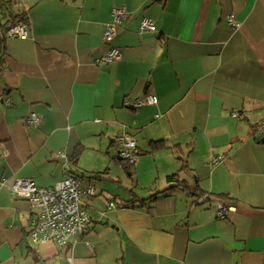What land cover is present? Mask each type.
<instances>
[{
  "label": "crops",
  "instance_id": "crops-1",
  "mask_svg": "<svg viewBox=\"0 0 264 264\" xmlns=\"http://www.w3.org/2000/svg\"><path fill=\"white\" fill-rule=\"evenodd\" d=\"M113 8L125 10L121 60L98 66ZM16 14L27 39L5 32ZM144 18L155 32L139 31ZM147 94L156 104L124 106ZM113 170L141 194L117 201L87 178ZM177 172L191 193L168 191ZM67 174L94 188L89 230L71 249L37 245L35 208L8 187ZM0 264H264V0H0Z\"/></svg>",
  "mask_w": 264,
  "mask_h": 264
},
{
  "label": "built area",
  "instance_id": "built-area-1",
  "mask_svg": "<svg viewBox=\"0 0 264 264\" xmlns=\"http://www.w3.org/2000/svg\"><path fill=\"white\" fill-rule=\"evenodd\" d=\"M18 1L12 0L13 4ZM124 16V9L113 8L111 10V21L106 25L103 33V42L108 48L102 56L95 60L98 66L121 60L120 50L113 47L111 43L117 36L118 27L121 25ZM227 22L231 28L236 29L238 27L232 15L227 18ZM139 31L155 32L156 28L151 20L144 18L140 22ZM6 34L9 38L27 39V26L22 22L11 24ZM156 102L154 96L147 94L143 98L136 99L131 104L125 103V105L137 109L141 106L156 104ZM40 122L41 118L35 113H31L26 119V123L32 127H38ZM117 141L121 145L118 156L129 167H134L140 153L135 141L127 134L119 136ZM221 161V158H216L213 163ZM8 189L14 196L25 199L35 208V215L31 220L29 230V236L35 244L52 241L61 248L68 245H72V248L74 244L83 239L89 230L91 219L85 211L84 197H92L94 188L92 186L82 187L77 177L67 174L63 180L49 188L37 187L31 179L18 178ZM109 206L111 207L112 204L110 203ZM230 210V207L218 204L216 215L218 218H222Z\"/></svg>",
  "mask_w": 264,
  "mask_h": 264
},
{
  "label": "trees",
  "instance_id": "trees-1",
  "mask_svg": "<svg viewBox=\"0 0 264 264\" xmlns=\"http://www.w3.org/2000/svg\"><path fill=\"white\" fill-rule=\"evenodd\" d=\"M11 3L13 4V2H12V0H11ZM25 15H23V14H16V15H14V16H11V22H10V24H8L7 23V25H6V27H5V32H7V29L9 28V26L11 25V24H14V23H17V22H22V23H26L25 22ZM124 106L126 107V108H128V109H131L129 106H126L125 104H124ZM151 151H159L160 149H164L166 146H165V144H164V142H162V141H159V142H152L151 144ZM78 153V152H77ZM126 166L129 168V166L127 165V163H126ZM186 168H187V166L186 165H184V164H182V167H181V171H185L186 170ZM71 175V174H70ZM104 175L106 176V175H108V172L107 171H104V172H98V173H93L92 174V176H89V177H87L88 179H90V178H93V179H95V180H101V179H103V177H104ZM73 176H75V175H73ZM75 177H77V176H75ZM79 180H80V178L79 177H77ZM81 178H84L83 177V175H82V177ZM166 182L168 183V184H170V188L168 189V191L169 192H172V191H174L175 189H182V190H184V191H186V192H190V191H192V190H194L195 188H191L187 183H186V180H184V179H181L180 178V175H179V172H177V173H174V174H171V175H168L167 177H166ZM81 183V182H80ZM82 186V185H81ZM87 187V186H86ZM191 193V192H190ZM193 197H200L201 195H203L202 193H196L195 191H193V193L191 194ZM94 196V195H93ZM92 196V197H93ZM205 196V195H204ZM85 198H88V196H86V197H84V199ZM71 246L72 245H68L67 247H65V248H68V249H71Z\"/></svg>",
  "mask_w": 264,
  "mask_h": 264
},
{
  "label": "rangeland",
  "instance_id": "rangeland-1",
  "mask_svg": "<svg viewBox=\"0 0 264 264\" xmlns=\"http://www.w3.org/2000/svg\"><path fill=\"white\" fill-rule=\"evenodd\" d=\"M112 173H115V170H113V172H110V176L108 175L107 178H103L101 180H95L94 183L96 184L105 183L106 188H108V191H107L109 192L108 195L112 194L113 192L114 194L119 193V195H122L120 196V198H117V199L113 197L114 200L121 201L122 198L128 197L130 195V192L133 193V191H138L139 194H141L142 190L136 189L135 186L129 188L130 192H128L127 186H130L133 183H132L131 177H128L126 173H122L120 182L115 181L117 180V178H115Z\"/></svg>",
  "mask_w": 264,
  "mask_h": 264
}]
</instances>
